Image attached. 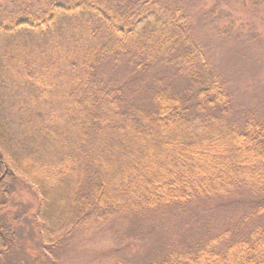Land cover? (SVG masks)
I'll return each instance as SVG.
<instances>
[{"label": "trees", "instance_id": "1", "mask_svg": "<svg viewBox=\"0 0 264 264\" xmlns=\"http://www.w3.org/2000/svg\"><path fill=\"white\" fill-rule=\"evenodd\" d=\"M0 37V257L21 222L3 199L13 174L37 193L20 215L44 247L34 264L116 216L264 195V118L235 101L180 0H12ZM234 230L145 264H264V223Z\"/></svg>", "mask_w": 264, "mask_h": 264}, {"label": "rangeland", "instance_id": "2", "mask_svg": "<svg viewBox=\"0 0 264 264\" xmlns=\"http://www.w3.org/2000/svg\"><path fill=\"white\" fill-rule=\"evenodd\" d=\"M11 1L0 0V5L10 7ZM17 1L34 5L37 0ZM180 1L190 14L195 34L208 50L216 70L226 78L235 101L241 108L253 110L264 118V0ZM5 40L0 37V51ZM35 43L42 46L40 41L33 40L31 49ZM108 66L107 72L113 75L126 72L123 66H117L115 71L110 69L112 64ZM161 73L170 74L165 68ZM171 79L179 90L185 89L182 78L170 74ZM145 88L140 85L134 89L136 99L147 96ZM31 185L14 174L9 182L8 198H3L9 199L6 209L13 205L11 220L18 217L21 222L13 226L14 246L0 257V264H34V259L43 255L37 229L27 218L20 217L22 211L34 213L37 193ZM255 223H264V195L243 190L224 197L202 198L182 207L140 216L113 217L102 226L71 239L55 264H108V256L145 264L173 247H183L226 227L243 235ZM41 264L53 263L45 257Z\"/></svg>", "mask_w": 264, "mask_h": 264}]
</instances>
